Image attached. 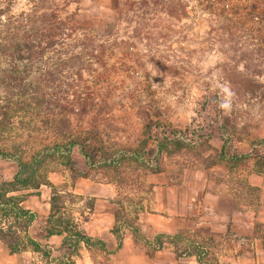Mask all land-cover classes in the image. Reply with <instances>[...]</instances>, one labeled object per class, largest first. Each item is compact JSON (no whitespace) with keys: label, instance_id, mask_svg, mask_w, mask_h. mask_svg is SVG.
<instances>
[{"label":"rangeland","instance_id":"obj_1","mask_svg":"<svg viewBox=\"0 0 264 264\" xmlns=\"http://www.w3.org/2000/svg\"><path fill=\"white\" fill-rule=\"evenodd\" d=\"M122 2L100 8L74 5L72 0H0V12L9 7V16L36 8L37 16L48 14L51 19L55 13L67 27H75L71 34L53 26L42 31L56 46H45L41 54L30 55L26 71L17 70L24 76L21 96L34 94L40 106L33 112H21L24 100L0 99V151L28 162L42 147L64 144L67 137L80 139L92 130L96 131L94 146L109 155L121 148L151 154L154 139H159L163 144L158 157L161 170L205 173L217 160L213 139L219 121L227 125V153L232 155L253 143L261 164L264 0ZM3 69L7 68L1 63L0 78L5 75ZM231 78L236 91L230 88ZM246 89L249 95L245 96ZM224 103L230 107H221ZM79 104L89 112L69 111ZM179 134L193 145L183 139H163ZM197 134L203 139L198 145ZM79 160L83 161L72 156L76 172ZM8 163L0 160V170ZM61 166L69 169L64 158H47L38 172L40 180L45 181ZM103 168L95 169L103 174ZM106 172L129 180L153 173L128 158L118 167H107ZM246 173L242 167L234 171ZM1 188L16 186L4 183ZM47 192L55 195L54 212L59 215L54 221L62 226L71 223L73 195L62 187ZM18 234L22 252H27L23 231ZM61 255L55 252L43 259L55 264ZM91 258L93 264H110L100 250L92 252ZM40 260L31 256V264H40Z\"/></svg>","mask_w":264,"mask_h":264},{"label":"crops","instance_id":"obj_2","mask_svg":"<svg viewBox=\"0 0 264 264\" xmlns=\"http://www.w3.org/2000/svg\"><path fill=\"white\" fill-rule=\"evenodd\" d=\"M72 1L101 8L126 0ZM214 136L217 160L205 173L160 170L129 180L112 176L107 167L101 174L79 160L80 169L72 170L80 175L61 166L38 189L12 188L7 196L19 198L20 207L35 215L27 235L55 253L67 234L45 238L59 215L51 212L52 197L47 191L62 187L73 195V228L100 241L105 249L80 242L72 257L74 264H93L95 250L105 253L110 264H264V161L260 164L251 156L253 143H249L245 150L233 153L246 158L236 164L226 162L219 156L223 142L218 131ZM240 167L247 171L245 175L234 174ZM15 173L14 163L4 166L0 187L10 183ZM27 250L10 254L0 239V264H31V256L47 264L41 254Z\"/></svg>","mask_w":264,"mask_h":264},{"label":"trees","instance_id":"obj_3","mask_svg":"<svg viewBox=\"0 0 264 264\" xmlns=\"http://www.w3.org/2000/svg\"><path fill=\"white\" fill-rule=\"evenodd\" d=\"M37 7V6H35ZM38 8V7H37ZM9 7L6 11L0 12V64H5L7 69H3L5 75L0 78V99L10 102L14 99H21L23 101L22 106L19 108L21 112L36 111L40 106V100L37 99L34 94H31L29 98L22 95V88L24 87V76L17 70L26 71L27 63L30 60L29 56L33 54H41L45 46L55 47L51 41V38L47 35L43 36L42 31L50 30L53 26L55 30H65L70 34L75 27H67L66 22L60 21L55 13H52L50 19L48 14H41L37 16L38 12L36 8L30 10V13H20L17 16H9ZM5 18L2 21L1 18ZM51 21L50 23H47ZM51 24V25H49ZM48 27V28H47ZM45 28V29H44ZM63 28V30H62ZM42 29V30H41ZM46 41H50L45 44ZM12 71H15L14 73ZM16 73V75H15ZM231 90L236 91V83L234 78L228 80ZM244 95H249V90H244ZM16 92V96L12 98V93ZM252 93V92H251ZM4 94V95H3ZM24 97V98H23ZM6 109L10 107L5 106ZM71 112L78 111V113L87 114L89 111L86 106L79 104L75 110L71 108ZM226 124L217 121V130L219 136L223 142L222 149L220 151V158L230 163H237L246 158V154H228L226 148L229 143ZM94 130V129H93ZM96 131L87 130L82 138L69 139L64 144L54 143L42 147L28 162H23L19 157L12 153L0 151V160L3 162H11L16 165V173L13 180L9 183L16 188L22 189H38L43 182L39 177V169L43 162L50 157L56 156L64 158L69 165V169L73 171L74 175H80L72 170V156L76 154L81 157L84 164L89 169L106 168V167H118L121 160L130 159L133 162L139 163L151 172L155 173L160 171L158 157L163 144L159 139H154V151L143 152L140 150H128L121 148L116 150L114 154H107L102 148L94 146V138ZM195 135V134H194ZM65 136H63L64 138ZM164 137V136H163ZM69 139V140H68ZM165 141H179L183 139L188 145H193V142H189L185 135L179 134L173 135L171 139L163 138ZM195 144L202 143V137L199 134L195 137ZM205 141V140H204ZM194 144V145H195ZM262 144V143H261ZM264 149V145L261 146ZM250 154L252 157L257 156V147L252 145ZM9 191L0 187V239L7 246L10 254H20L24 245L22 244L19 232L25 233L24 243L25 246L31 248L34 252L39 253L43 258L48 259L52 254V250L41 242L35 241L27 235V231L31 223L33 222L35 215L29 211L23 210L20 205V199L14 196H7ZM56 209L55 195L51 198V212L55 214ZM51 214L50 218L53 216ZM11 221V222H10ZM11 225V226H10ZM62 226V225H61ZM6 227V228H5ZM60 227L59 221H54V227L46 230L45 238L52 235H61L63 232L67 234L62 246L56 251L61 255L59 259H56L55 264H74L72 257L77 253V248L80 242H83L88 248L97 247L100 250H105L103 244L100 241H92L90 238L80 234L73 228L70 222H66L63 229ZM15 229V230H14ZM49 264H53L52 262Z\"/></svg>","mask_w":264,"mask_h":264},{"label":"clouds","instance_id":"obj_4","mask_svg":"<svg viewBox=\"0 0 264 264\" xmlns=\"http://www.w3.org/2000/svg\"><path fill=\"white\" fill-rule=\"evenodd\" d=\"M221 107H223V108L227 109V108H229V107H230V105H229L228 103H224V104H222V105H221Z\"/></svg>","mask_w":264,"mask_h":264}]
</instances>
